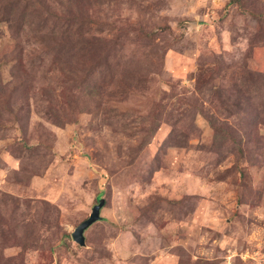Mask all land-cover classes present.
<instances>
[{"label": "rangeland", "instance_id": "1", "mask_svg": "<svg viewBox=\"0 0 264 264\" xmlns=\"http://www.w3.org/2000/svg\"><path fill=\"white\" fill-rule=\"evenodd\" d=\"M0 264H264V0H0Z\"/></svg>", "mask_w": 264, "mask_h": 264}, {"label": "water", "instance_id": "2", "mask_svg": "<svg viewBox=\"0 0 264 264\" xmlns=\"http://www.w3.org/2000/svg\"><path fill=\"white\" fill-rule=\"evenodd\" d=\"M106 202L104 199H100L98 204L93 207L92 213L90 217L82 222L72 233V238L74 242H76L79 246L85 247L86 246V237L85 233L86 231L93 226L95 223L101 221V211L105 207Z\"/></svg>", "mask_w": 264, "mask_h": 264}]
</instances>
